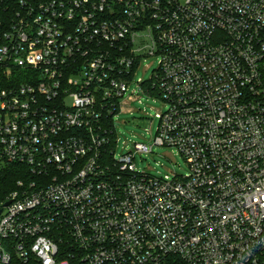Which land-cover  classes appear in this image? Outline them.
<instances>
[{
    "label": "built area",
    "instance_id": "built-area-1",
    "mask_svg": "<svg viewBox=\"0 0 264 264\" xmlns=\"http://www.w3.org/2000/svg\"><path fill=\"white\" fill-rule=\"evenodd\" d=\"M149 56L154 144L186 175L116 156ZM5 160L29 173L0 204V264H264V0H0Z\"/></svg>",
    "mask_w": 264,
    "mask_h": 264
},
{
    "label": "rangeland",
    "instance_id": "rangeland-1",
    "mask_svg": "<svg viewBox=\"0 0 264 264\" xmlns=\"http://www.w3.org/2000/svg\"><path fill=\"white\" fill-rule=\"evenodd\" d=\"M158 66V56L144 57L135 71L126 95L127 103L114 117L117 129L116 156L119 158L133 151L136 170L159 178L175 173L186 175L189 172L188 163L177 149L154 144L161 121L158 113L169 105L161 97L144 92L138 80H150ZM136 143L153 145V151L138 152Z\"/></svg>",
    "mask_w": 264,
    "mask_h": 264
},
{
    "label": "trees",
    "instance_id": "trees-1",
    "mask_svg": "<svg viewBox=\"0 0 264 264\" xmlns=\"http://www.w3.org/2000/svg\"><path fill=\"white\" fill-rule=\"evenodd\" d=\"M29 169L24 164L5 160L0 164V204L6 201L7 196L18 188V181L27 177ZM10 264H27L14 256ZM33 264H37L34 262Z\"/></svg>",
    "mask_w": 264,
    "mask_h": 264
},
{
    "label": "water",
    "instance_id": "water-1",
    "mask_svg": "<svg viewBox=\"0 0 264 264\" xmlns=\"http://www.w3.org/2000/svg\"><path fill=\"white\" fill-rule=\"evenodd\" d=\"M9 204V202H5L4 203V206H6V205H8ZM1 212H2V208H0V214H1Z\"/></svg>",
    "mask_w": 264,
    "mask_h": 264
}]
</instances>
